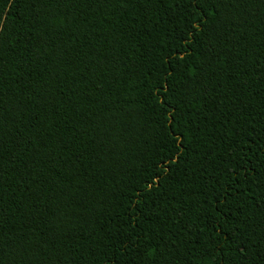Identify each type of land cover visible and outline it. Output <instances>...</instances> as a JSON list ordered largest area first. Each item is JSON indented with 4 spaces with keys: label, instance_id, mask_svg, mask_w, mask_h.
Here are the masks:
<instances>
[{
    "label": "trees",
    "instance_id": "obj_1",
    "mask_svg": "<svg viewBox=\"0 0 264 264\" xmlns=\"http://www.w3.org/2000/svg\"><path fill=\"white\" fill-rule=\"evenodd\" d=\"M0 264H264V0H0Z\"/></svg>",
    "mask_w": 264,
    "mask_h": 264
}]
</instances>
